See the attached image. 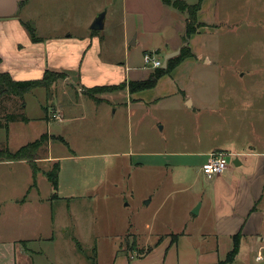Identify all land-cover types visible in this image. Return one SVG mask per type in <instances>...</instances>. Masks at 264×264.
Wrapping results in <instances>:
<instances>
[{
	"label": "rangeland",
	"instance_id": "obj_1",
	"mask_svg": "<svg viewBox=\"0 0 264 264\" xmlns=\"http://www.w3.org/2000/svg\"><path fill=\"white\" fill-rule=\"evenodd\" d=\"M136 2L140 7L147 2L155 13H161L150 0H23L11 20L27 25L29 37L32 34L43 43L45 38L83 34L98 14L108 12L106 28L97 33L105 36L101 59L116 64L134 79L154 71L145 65L140 47L122 44L123 31L118 25L127 3ZM134 12L141 24L139 12ZM198 19L204 24L189 44L197 56L181 62L156 88L138 92L146 94L147 100L132 102L135 106L131 110L125 105L130 92L108 94L84 87L87 83L79 63L76 65L82 59L74 49L70 54L72 48L64 49L62 43L54 42L51 48H42L43 54L33 56L22 45L24 52H29L20 60L22 80L41 78L39 68L48 65L61 68L69 76L57 77L50 90L38 88L25 96L28 123L12 124L9 134L0 129V146L8 145L11 150L46 134L36 184L27 166L0 165L2 212L7 214L14 200L26 198L36 203L33 198L41 196L45 204L42 239L31 247L38 252L35 264H93L92 259L95 264H150V257L138 258L159 238L170 236L166 234L168 227L184 230L182 220L200 205L198 194L208 190L203 181L198 186L193 184L197 176L193 169L186 173L175 169L174 173L150 168V153L176 148L199 153L225 144L238 148L255 145L264 151V0H204ZM165 29L145 36L148 54L162 63L167 55H158L167 50L164 40L171 35ZM0 48L8 55L11 52L6 43ZM10 58L16 59V55ZM106 74L112 78L119 72L109 70ZM128 84L123 90L129 91ZM184 91L192 98H204L205 103L189 108L184 104ZM108 100L118 105L111 106ZM54 106L65 111V122H58ZM45 110V120L39 119ZM56 162L60 170L54 188L43 171L51 170ZM169 178L180 181L169 183ZM170 219L175 220L171 226ZM185 230L199 245L206 241L209 246L216 235L197 220L188 223ZM261 235L264 237V230ZM222 241L219 261L201 264L226 260L224 252L228 249H223L228 241ZM182 247L187 255L192 253L191 245L183 242ZM262 256L258 261L257 249L242 242L232 264H264V249Z\"/></svg>",
	"mask_w": 264,
	"mask_h": 264
},
{
	"label": "crops",
	"instance_id": "obj_2",
	"mask_svg": "<svg viewBox=\"0 0 264 264\" xmlns=\"http://www.w3.org/2000/svg\"><path fill=\"white\" fill-rule=\"evenodd\" d=\"M137 3L138 2H136V5L132 3L130 6L127 3L126 10L124 11L125 13L123 14L124 19L122 23L118 25L123 31L122 44L126 47H140L143 55H145V53L150 52L147 46L148 41L145 40L146 34H150V31L162 32V29L166 26L165 31H170L171 35L166 36L164 40L167 50H164V52H161L158 56L161 57L162 54L168 55V53L182 49L187 14L181 13L174 7L165 4L162 0H150V3L155 5L156 9L161 12L160 14L155 13L147 2L143 7L137 6ZM128 11L131 13L126 14ZM134 11L139 12L137 15L140 17V20H142L141 24H138V20H135L136 13ZM107 17L108 12L106 14V19ZM164 19L165 25H163ZM199 22L204 24L200 19ZM90 27L83 34L74 35L70 33L64 38H57L55 40L45 38V42L43 43H34L30 39L26 27H24L21 21L15 19L11 20V18L0 19V47L6 43L11 51L8 55L7 50L5 51L0 48V73H9L15 80L25 81L22 80L24 78H20L21 74H19V70L23 68L20 66L23 62L20 60L27 58L24 54H28L31 51L33 56L41 55L43 54V47L47 49L48 47L51 48L53 46L52 43L55 42L62 43L64 49L72 48L68 50L71 51L70 54L73 53L74 49L76 52L75 55L81 57L82 61L77 60L76 65L79 63L78 68L82 70L83 78L87 84L81 82V79L79 83H83L86 88L92 89L102 86H118L123 83L128 84L131 81H141L148 78L150 72H147L144 76L139 78L132 79L127 73L124 74L122 69L117 68L116 64L102 60L101 57L104 52L102 46L105 41V36L93 35L90 32ZM9 40L10 43H7ZM70 44L76 47H70ZM22 45H24V47L27 46L29 52L28 50L24 52L26 47L23 48ZM157 50L161 49H155L154 51L156 52ZM191 50L194 56H197L195 50L192 48ZM11 55H16V59L12 60V58H10ZM206 62L210 63L211 61L207 59ZM30 65L31 64L27 66L29 67ZM125 65L127 67V64ZM48 66L39 68L42 71L41 78L46 70L62 71L61 68L57 66L56 68H54L55 66ZM126 69L128 70V68ZM109 70H112L114 73L119 72V75L110 78L113 75L106 74ZM163 78L159 83L163 81ZM180 87L178 86V89H180ZM120 92L129 93L128 90ZM180 92H182L181 89L179 90V93ZM139 93L133 94L134 98H132V94L129 93V97L128 99L126 98L127 102L125 104L127 109L131 110V108L135 106L132 102H144V96L146 94ZM173 93L177 95L178 91H173ZM183 97L184 104L187 103L188 107L192 109H197L198 105L205 103L204 98H192L186 91L183 92ZM107 102L111 106L118 105L110 100ZM44 109L43 107V110ZM53 109L55 117L60 119L58 122H65V111H63L61 107L58 108L59 110H55L56 107L54 106ZM45 117L46 110L45 114L39 119L45 120ZM10 128L8 134L10 133ZM217 152L231 154V161H236L237 164L234 165L233 163H229L227 170L223 174L212 179H207L204 175L203 178L205 180L201 179L202 167L207 163L209 156ZM9 164L27 166L33 178L32 168L29 163L25 161L0 163V165ZM150 168L174 173L175 169H183L185 173L192 169L197 172L193 184L198 186L200 181H203V186L208 185V190L206 192L205 190L201 191V194H198L199 196H197L196 201H200V205L193 213H188V216L191 218L187 216L183 219L182 226L180 227L186 229L188 223H193L197 220L201 225L209 227L208 231L214 232L216 235L213 236L211 242H208L210 243L209 246L205 244L206 241H202V244L199 245L190 240V236L186 234L185 229H172L168 227V232L166 234H169L172 238L174 235L178 236L176 242L172 243V238L170 236L163 240L159 238L156 244L150 246L152 250L138 259H147L150 257V264H201L204 261L213 259L218 262L221 251L220 243L223 242L222 240L227 239L228 241L227 246L223 249H228L224 252L226 256L232 249L233 236L240 232L243 236L242 242L245 245L257 249V252L262 248L264 249V237L261 235L264 230V170H262L264 168V151L259 150L255 145L246 148H238L234 144H225L199 153H193L181 148L167 149L160 153H150ZM168 180L169 183L171 180L174 182L180 181L177 178H169ZM182 180H185V178ZM183 182L184 181H182V183ZM32 188L34 187H31V189ZM31 191V193H33L34 189ZM40 197L37 196V198H33L34 201H37L36 203H32L31 200L26 201V198L21 202L19 200H14L7 214L0 209V264H35V256L38 252L31 247L39 243L42 239L40 234L42 228L41 216L42 209L45 206ZM195 207L196 205L194 204L192 209ZM173 221L175 220L170 219L168 225L171 226V224H174ZM7 228L9 231L6 230ZM50 239L52 238H48V240ZM183 242L186 243V245H191L193 249L192 253L189 255L183 250ZM202 245H204V247H200ZM208 247H210L209 250ZM112 264H115V262Z\"/></svg>",
	"mask_w": 264,
	"mask_h": 264
},
{
	"label": "trees",
	"instance_id": "obj_3",
	"mask_svg": "<svg viewBox=\"0 0 264 264\" xmlns=\"http://www.w3.org/2000/svg\"><path fill=\"white\" fill-rule=\"evenodd\" d=\"M203 1L204 0H199L197 4L189 5L186 2L170 3L163 0L165 4L174 7L181 13L187 14L184 42L188 39L190 40L193 35H196L199 28L203 26V24L200 23L198 19V14L202 8ZM25 27L26 29H28L27 25ZM91 32L93 35H97V33H99L95 31ZM30 37L34 43L41 42L39 38L34 37V35L32 34H30ZM191 57H194V54L191 51L190 45L187 47H182L181 54L176 58L170 59L168 61L166 69H163L162 67L156 68L153 72L150 73L147 79L129 82V84L127 85V87L129 88V92L131 94H135L138 92L156 88L159 81L163 77L170 75L174 71V69L181 64V62ZM63 76L67 77L68 75L62 72L46 70L41 79L17 81L13 79V77L9 73H0V129H5L8 133L11 124L17 122L28 123L30 120L26 116L25 112V96L38 88H45L47 90H50L56 84V78ZM123 89H125V83L118 86H102L92 88L93 91L108 94L117 91L119 92ZM45 139L46 134H43L36 141L29 143L26 146H23L15 151L11 150L8 145L2 147L0 146V163H14L22 161L29 163L32 168L33 178L35 180L34 184H36L37 175L41 172V169L37 165L40 160L39 152L45 146ZM61 139L62 138H59V140ZM59 170L60 164L59 162H56L54 163L51 170H49L48 172L43 171L54 188L57 187ZM242 237L243 236L241 232L233 236L232 249L228 252L226 260L224 262L220 261V264H232L236 260L240 252ZM177 238L178 236L174 235L172 243L176 242ZM150 250L148 251L150 252ZM92 263L95 264L94 259H92Z\"/></svg>",
	"mask_w": 264,
	"mask_h": 264
},
{
	"label": "water",
	"instance_id": "obj_4",
	"mask_svg": "<svg viewBox=\"0 0 264 264\" xmlns=\"http://www.w3.org/2000/svg\"><path fill=\"white\" fill-rule=\"evenodd\" d=\"M23 0H0V19H7V18H13L16 17L20 5L22 4ZM106 24V12H102L98 14L93 21L90 30L95 32H101L104 30ZM190 44V40L188 39L183 43V47H187ZM181 50L179 49L175 52L170 53L166 56L163 66V69L167 68L168 61L170 59L176 58L181 54ZM229 163H233L234 165L237 164L236 161H231V158L228 159Z\"/></svg>",
	"mask_w": 264,
	"mask_h": 264
},
{
	"label": "built area",
	"instance_id": "obj_5",
	"mask_svg": "<svg viewBox=\"0 0 264 264\" xmlns=\"http://www.w3.org/2000/svg\"><path fill=\"white\" fill-rule=\"evenodd\" d=\"M144 62L146 66H151L153 69L160 68L163 66L162 61L156 59L152 54H145L144 55ZM231 158V154L225 152H217L213 153L209 156L207 163L202 167V172L207 179H212L216 176L223 174L228 166L229 162L228 159ZM263 248L258 251L257 260L260 261L263 259L262 256Z\"/></svg>",
	"mask_w": 264,
	"mask_h": 264
}]
</instances>
